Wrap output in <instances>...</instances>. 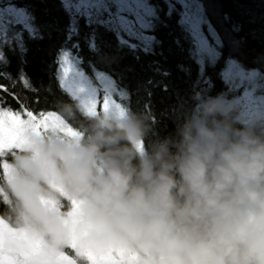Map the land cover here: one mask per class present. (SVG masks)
I'll list each match as a JSON object with an SVG mask.
<instances>
[{"label":"clouds","instance_id":"1","mask_svg":"<svg viewBox=\"0 0 264 264\" xmlns=\"http://www.w3.org/2000/svg\"><path fill=\"white\" fill-rule=\"evenodd\" d=\"M63 69V78L67 79ZM0 127V231L57 264H264V131L234 102L193 95L163 137L152 117L82 86ZM2 258V257H0ZM66 264V262H65Z\"/></svg>","mask_w":264,"mask_h":264},{"label":"trees","instance_id":"2","mask_svg":"<svg viewBox=\"0 0 264 264\" xmlns=\"http://www.w3.org/2000/svg\"><path fill=\"white\" fill-rule=\"evenodd\" d=\"M140 1L149 12L139 28L122 27L114 10L74 11L66 0H0V105L43 110L69 100L61 63L99 95L106 83L118 105L150 114L159 137L174 131L196 93L264 99V0H197L201 45L182 21L180 0ZM11 9L23 20L6 14ZM237 113L236 125L248 126Z\"/></svg>","mask_w":264,"mask_h":264},{"label":"rangeland","instance_id":"3","mask_svg":"<svg viewBox=\"0 0 264 264\" xmlns=\"http://www.w3.org/2000/svg\"><path fill=\"white\" fill-rule=\"evenodd\" d=\"M184 9V20L191 27L199 45L202 44L201 39L197 36L198 18L201 12V4L197 0H180ZM67 6L74 11H99L102 10L106 14H111V10L115 11L117 21L122 27H129L127 17H134L137 27L143 25L142 20L148 15L143 2L140 0H66ZM6 14H11L13 19L23 20V16L19 11L8 10ZM132 21L133 24H135ZM132 24V25H133ZM131 30V28H130ZM67 67L71 71L67 79L63 78V69ZM61 80L65 89L70 93L69 89L74 86H82L91 97H99L101 99H111L110 89L106 83H101L102 95L98 94L97 86H91L80 74H78L70 64L61 63ZM242 77L240 74H236ZM235 110L239 113L240 118L246 123H251L254 117H264V100L253 99L251 94H245L239 101L234 102ZM260 119V120H261Z\"/></svg>","mask_w":264,"mask_h":264},{"label":"snow or ice","instance_id":"4","mask_svg":"<svg viewBox=\"0 0 264 264\" xmlns=\"http://www.w3.org/2000/svg\"><path fill=\"white\" fill-rule=\"evenodd\" d=\"M67 75L68 68H64ZM27 83V82H25ZM107 98L104 100V106L107 107ZM22 110H13L10 107L0 105V127L3 128L4 138L7 141V147H12L16 141L20 126L27 121L25 117L35 119L34 113L25 105H21ZM11 230L0 231V264H47V261L40 258L37 247L30 245L19 251L17 255H8V246L19 240ZM71 264L67 257H61L57 264ZM94 264H121L118 253L111 254L105 261H96Z\"/></svg>","mask_w":264,"mask_h":264},{"label":"bare ground","instance_id":"5","mask_svg":"<svg viewBox=\"0 0 264 264\" xmlns=\"http://www.w3.org/2000/svg\"><path fill=\"white\" fill-rule=\"evenodd\" d=\"M127 20H128V22H129V24H133L132 23V21H134L135 22V18L134 17H127ZM143 21L144 20H142V23H143ZM182 21H183V23L186 25V27L187 28H189V30L191 31L192 29H191V27L185 22V20H184V13H183V15H182ZM135 24H136V22H135ZM135 24H133V25H135ZM198 30V29H197ZM193 34H194V32H193ZM195 36V35H194ZM197 36L199 37V34H198V32H197ZM252 96V95H251ZM110 98H111V94H110ZM252 98L253 99H256V100H264L263 98H260V97H257V96H252ZM112 99V98H111ZM238 115H237V119L238 120H240V121H243V122H245V120H243V118L241 119L240 118V115H239V113H237Z\"/></svg>","mask_w":264,"mask_h":264}]
</instances>
